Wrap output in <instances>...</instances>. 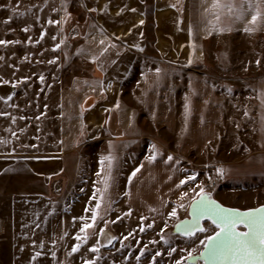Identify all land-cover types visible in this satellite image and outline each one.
I'll use <instances>...</instances> for the list:
<instances>
[{"label": "rangeland", "instance_id": "1", "mask_svg": "<svg viewBox=\"0 0 264 264\" xmlns=\"http://www.w3.org/2000/svg\"><path fill=\"white\" fill-rule=\"evenodd\" d=\"M102 8L103 0H0V40L5 41L0 44V264H203L200 260L189 263V253L199 255L204 245L200 241L217 231L206 221L203 227L208 231L192 237L173 232L176 222L189 217L188 202L198 194L183 198L174 191L171 203L158 207H132L131 202L123 207V201L104 205L103 144L95 142L79 150L72 142L73 133L68 132L69 127L75 131L77 124L72 115L78 101L74 98L79 94L73 86L92 70L81 46L94 45L96 40L88 28L96 24L94 27L102 29ZM235 41L232 54L236 61L234 64L230 57V66L221 45L205 49V56L227 59L225 65L220 63L219 91L224 95L222 100L233 105L241 104L238 100L242 99L235 88L244 89L248 82V77H240L250 74L249 70L242 74L239 68L248 67L244 61L253 56L244 38ZM255 52L263 56L264 48L258 45ZM229 70L235 72L229 74ZM211 71L215 72L212 66ZM246 95L252 104L251 91ZM67 109H71L69 114ZM233 113L236 117L218 128L219 138L210 145V150L221 152L215 153L217 158L225 161L205 160L197 172L205 177L203 190L212 199L223 196L235 203L232 208L244 210L264 204V158H235L252 154L257 136L253 113L239 119L246 112L235 106L227 117ZM47 159H53L59 168L42 185V176L30 166ZM219 164L257 172L245 178L224 176ZM115 188L112 186L106 195L121 199L125 191ZM39 192L54 204L37 200L31 206L33 202L22 200ZM174 209L176 216L172 217ZM93 211L97 213L94 227L81 232L84 224L93 223ZM77 235L80 240L75 239ZM77 244L79 250L72 252ZM92 248L99 250L93 252Z\"/></svg>", "mask_w": 264, "mask_h": 264}, {"label": "crops", "instance_id": "2", "mask_svg": "<svg viewBox=\"0 0 264 264\" xmlns=\"http://www.w3.org/2000/svg\"><path fill=\"white\" fill-rule=\"evenodd\" d=\"M219 2L225 4L229 0ZM231 3L232 12L226 7L213 8V0H149V3L103 0V14L99 16L103 18L102 29L94 27L96 24L89 26L90 36L96 41L94 45L81 46L92 70L73 86L79 94L74 98L78 101L72 115L77 124L75 131L69 127L68 132L73 133L72 142L79 150L91 143L103 144L106 207L118 201L125 202L123 207L129 202L132 207H158L171 203L170 195L174 191L178 196L182 193L183 198L200 193L205 177L197 169L205 160L225 161L217 158L216 154L221 152L210 150V145L219 138L218 128L222 129L224 122L236 117L234 113L227 117L229 109L235 106L246 112L239 119L247 118L249 112L255 115L257 136L254 152L235 158H264V55H255L258 45L264 48V0H250V4L243 5L241 0ZM257 11L261 15L253 24L251 19ZM243 38L253 56L244 61L248 67L239 68L242 74L247 70L250 74L240 77H248V82L244 89L235 88L242 99L238 100L241 104L233 105L222 100L224 95L219 91L220 63L225 65L227 59L221 61L219 55L213 54L207 59L205 49H219L221 45L230 62L232 51L236 50L235 40ZM235 61L236 58L234 64ZM247 91L253 96L252 104L247 100ZM151 156L155 159L149 160ZM170 156L172 160L168 159ZM47 160H38L30 166L32 172L42 176V185L59 168L53 159ZM219 166L224 176L245 178L257 172L246 167L236 169L237 174L230 166ZM137 168L140 171L133 176ZM193 175L195 180L181 184ZM114 185L116 191H125L121 199L106 195ZM45 198L39 192L31 193V199L22 197V200L33 202L31 206L37 200L54 204ZM214 198L224 206L235 207L228 198Z\"/></svg>", "mask_w": 264, "mask_h": 264}, {"label": "snow or ice", "instance_id": "3", "mask_svg": "<svg viewBox=\"0 0 264 264\" xmlns=\"http://www.w3.org/2000/svg\"><path fill=\"white\" fill-rule=\"evenodd\" d=\"M246 3L250 4V0H241L242 5ZM217 7H226L229 12L233 10L231 0L225 4H221L219 0H213V8ZM133 11H135V9H133ZM259 15H261V13L257 11V14L252 16L251 22L253 24L257 22V17ZM141 23H143V21H141ZM24 30L27 31V29ZM251 30L252 29H245V31ZM4 43L5 41L0 40V44ZM53 62L54 61H50V63ZM41 80H43V77H41ZM8 99H11V97ZM153 149H155V145H153ZM154 159L155 156L149 157V160ZM168 159L172 160L173 158L170 156ZM101 163L103 164L104 161L102 160ZM139 171V168L135 169L132 175L135 176ZM220 171L223 173V170ZM97 175H100V173H97ZM188 180H195V175L188 177L187 180H182L181 184L187 183ZM105 184H107L106 181ZM198 195L200 198L193 201V220L177 224V232L188 237H192L196 233L206 232L208 229L200 226V220L207 217L211 220L215 228L218 229L214 235L208 236L206 241H200L201 244L205 245L206 249L205 253L202 255L209 264H264V206L241 212L220 206L208 193L204 192L203 188H201ZM92 198H96L95 194ZM96 208H100L99 203L96 204ZM86 211H88V209H86ZM130 214L129 212L125 215ZM170 215L172 217L176 216L175 209ZM96 219L97 213L93 211L91 216L93 223L84 224L81 228V232H86L87 229L93 228ZM113 223H115V221H113ZM240 225L246 230L239 231L238 226ZM151 226L152 225H149V227ZM140 231H144V228L141 227ZM101 232H103V229H101ZM84 238L86 239L87 235H85ZM75 239L80 240L81 237L77 235ZM125 239H127V237H125ZM79 247V244L74 246L72 252H77ZM98 250L97 248L91 249L93 252ZM172 251H175V249H172ZM37 255H39V253H37ZM141 255H143V253H141ZM156 255H160V253ZM139 258L138 256L137 259ZM189 258H192L191 253H189ZM177 264H180V262L178 261Z\"/></svg>", "mask_w": 264, "mask_h": 264}, {"label": "water", "instance_id": "4", "mask_svg": "<svg viewBox=\"0 0 264 264\" xmlns=\"http://www.w3.org/2000/svg\"><path fill=\"white\" fill-rule=\"evenodd\" d=\"M200 197L198 196L197 198H195L193 201H195V200H198ZM214 200V199H213ZM193 201H191V203H190V205H189V210H188V218H186V219H183V220H180V221H178V222H176L175 224H174V226H173V232L175 233V234H178V235H181V236H186V235H183V234H181L180 232H177V230H176V225L177 224H179V223H181V222H185V221H188V222H190V221H192L193 220ZM216 203H218L216 200H214ZM219 204V203H218ZM220 206H222V207H224V208H227V209H231V210H237V211H241V212H243V211H249V210H254V209H256V208H259V207H262V206H264V204H262V205H259V206H257V207H253V208H248V209H244V210H239V209H237V208H232V207H227V206H223V205H221V204H219ZM206 221H210L211 222V220L209 219V218H207V217H205V218H202L201 220H200V226L202 227V225H203V223L204 222H206ZM212 223V222H211ZM238 230L239 231H245L246 229L242 226V225H240V226H238ZM218 231V230H217ZM212 235H214V234H212ZM187 237V236H186ZM205 251H206V249H205V245H203V248H202V250L200 251V253H199V255H195V256H192V258H189L188 259V262L189 263H194V262H196V261H198V260H200V261H202L203 262V264H209V262L208 261H206L205 260V258H204V256L202 255L203 253H205Z\"/></svg>", "mask_w": 264, "mask_h": 264}, {"label": "bare ground", "instance_id": "5", "mask_svg": "<svg viewBox=\"0 0 264 264\" xmlns=\"http://www.w3.org/2000/svg\"><path fill=\"white\" fill-rule=\"evenodd\" d=\"M197 197H198V196H197ZM197 197H196V198H197ZM217 202H218L219 204H221L219 201H217ZM190 203H191V201H190ZM190 203H189V205H190ZM221 205H223V204H221ZM223 206H224V205H223ZM202 227H203V225H202Z\"/></svg>", "mask_w": 264, "mask_h": 264}]
</instances>
